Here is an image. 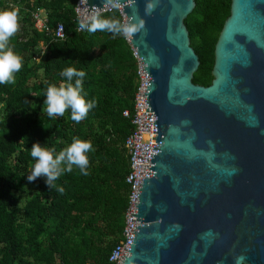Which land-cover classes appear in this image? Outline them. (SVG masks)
<instances>
[{"label":"water","instance_id":"1","mask_svg":"<svg viewBox=\"0 0 264 264\" xmlns=\"http://www.w3.org/2000/svg\"><path fill=\"white\" fill-rule=\"evenodd\" d=\"M155 4L150 15L146 3ZM195 0H81L83 16L120 7L144 28L137 193L119 264H264V0H231L210 85L186 18ZM135 7V9H133Z\"/></svg>","mask_w":264,"mask_h":264},{"label":"trees","instance_id":"2","mask_svg":"<svg viewBox=\"0 0 264 264\" xmlns=\"http://www.w3.org/2000/svg\"><path fill=\"white\" fill-rule=\"evenodd\" d=\"M195 1L185 24L201 61L193 80L207 86L231 0ZM75 2L0 0V11H18L10 47L23 61L15 83L0 84V264H112L110 254L122 240L131 189L125 143L135 130L139 59L123 36L77 32ZM36 9L43 10L48 31L35 29ZM100 16L123 22L118 9ZM58 25L62 40L54 39ZM69 66L86 72L82 95L96 102L79 123L71 120V109L54 118L44 112L47 87L67 83L62 72ZM74 138L93 146L88 175L74 166L51 189L44 176L28 180L35 143L58 154Z\"/></svg>","mask_w":264,"mask_h":264},{"label":"clouds","instance_id":"3","mask_svg":"<svg viewBox=\"0 0 264 264\" xmlns=\"http://www.w3.org/2000/svg\"><path fill=\"white\" fill-rule=\"evenodd\" d=\"M129 4L134 5L135 0H128ZM135 9V7H133ZM155 9L153 2L146 3L145 13L150 15ZM144 28V21L133 15L132 19L122 22L115 18H104L99 13H94L83 19L78 20L77 31H87L95 33L97 31H106L114 36H123L125 39H131L135 34ZM19 30L18 11L6 9L0 11V84L15 83V73L19 72L23 66L22 57L14 52L10 47V39ZM140 62V61H139ZM62 75L67 78V83H61L59 86L50 84L46 90V99L44 101V112L50 118L63 116L68 109H71V120L76 123L84 120L91 109L96 107V102L88 101L82 95L83 78L86 72L77 70L74 66L66 67ZM75 78V82L71 81ZM45 128H47L44 125ZM27 137L24 138V140ZM93 150L90 142L74 138L73 142L55 154V148L49 149L40 143H35L31 148V157L36 161L28 180L35 181L38 177H46V183L49 188L56 187L54 181L65 171L71 172L73 167H77L80 173L88 175L89 156ZM63 192V188H57ZM236 264H242L245 257L243 255L235 258Z\"/></svg>","mask_w":264,"mask_h":264},{"label":"built area","instance_id":"4","mask_svg":"<svg viewBox=\"0 0 264 264\" xmlns=\"http://www.w3.org/2000/svg\"><path fill=\"white\" fill-rule=\"evenodd\" d=\"M81 0H76L75 2V7H74V11L75 14L77 16V20L79 19H83L86 16H83L81 14H79L78 12V7L80 4ZM118 9L121 13L122 16V20L123 22H125L124 20V15L121 12L120 7H110L109 9L100 12L99 14H105L108 12H112L113 10ZM33 17L35 20V29L37 31H43L46 30L48 31V29L45 27V18H44V14H43V10L41 9H36L33 12ZM77 30V27H76ZM78 32V31H77ZM79 32H85V31H79ZM64 38V31L61 25H58L56 27V30L54 32V39L55 40H62ZM128 42L129 40L126 39ZM136 54V52H135ZM137 56V55H136ZM139 85H138V89L136 92V96H135V104H134V116L132 117V123L135 126V130L134 132L129 135L126 139V143L125 146L128 150V153L130 155V165H131V169L130 172L127 175V182L130 184V194H129V199H128V207L127 210L125 212V228H124V232H123V236H122V240L114 247V249L112 250L111 254H110V262L112 264H119L122 256L127 248V245L129 244V242L131 241V235H130V230H129V219H130V211H131V207L135 198V195L137 193V184H138V172L136 170L135 164H136V159H137V147H136V138L137 136L140 134L141 131V125L139 123V112H140V101H139V95L142 91L143 88V76H142V72H141V66H139ZM124 115L129 117L131 116V113L129 110H125Z\"/></svg>","mask_w":264,"mask_h":264},{"label":"rangeland","instance_id":"5","mask_svg":"<svg viewBox=\"0 0 264 264\" xmlns=\"http://www.w3.org/2000/svg\"><path fill=\"white\" fill-rule=\"evenodd\" d=\"M139 66H141L140 62H139ZM26 195H27L26 193L22 194V201H24L26 199Z\"/></svg>","mask_w":264,"mask_h":264}]
</instances>
